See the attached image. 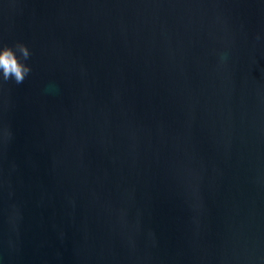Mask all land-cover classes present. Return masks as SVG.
<instances>
[{"label":"water","instance_id":"obj_1","mask_svg":"<svg viewBox=\"0 0 264 264\" xmlns=\"http://www.w3.org/2000/svg\"><path fill=\"white\" fill-rule=\"evenodd\" d=\"M0 264H264V0H0Z\"/></svg>","mask_w":264,"mask_h":264},{"label":"clouds","instance_id":"obj_2","mask_svg":"<svg viewBox=\"0 0 264 264\" xmlns=\"http://www.w3.org/2000/svg\"><path fill=\"white\" fill-rule=\"evenodd\" d=\"M31 57L30 48L23 42L0 45V83L13 81L23 83L32 68L27 61Z\"/></svg>","mask_w":264,"mask_h":264}]
</instances>
